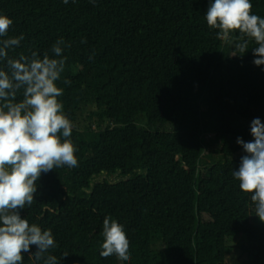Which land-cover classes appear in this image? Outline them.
<instances>
[{
  "label": "trees",
  "instance_id": "1",
  "mask_svg": "<svg viewBox=\"0 0 264 264\" xmlns=\"http://www.w3.org/2000/svg\"><path fill=\"white\" fill-rule=\"evenodd\" d=\"M210 2L0 0L8 36H24L11 57L70 45L57 99L72 125L85 121L69 137L78 166L42 173L20 210L51 230L58 264H264V225L249 220L251 193L232 175L247 154L236 138L253 140L244 119L264 111V65L252 62L253 40L240 54L218 38ZM250 2L264 18V0ZM105 216L122 225L128 261L100 256ZM238 232L245 241L231 253Z\"/></svg>",
  "mask_w": 264,
  "mask_h": 264
},
{
  "label": "clouds",
  "instance_id": "2",
  "mask_svg": "<svg viewBox=\"0 0 264 264\" xmlns=\"http://www.w3.org/2000/svg\"><path fill=\"white\" fill-rule=\"evenodd\" d=\"M251 9L250 0H211L204 16L207 25L218 30V38L234 44L240 54L253 40L257 46L252 48V62L259 66L264 65V18ZM12 24L8 15L0 13V264H23L22 253H29L33 264H58L56 256L47 254L56 247L51 230L30 224L20 210L34 202L42 173L78 166L76 148L69 139L73 125L57 99L63 94L56 83L65 70L62 52L70 45L60 38L52 45L51 57L35 50L11 57L9 52L24 39L23 34L8 36ZM235 32L241 34L240 40L234 41ZM250 132L251 141L236 138L247 154L232 175L243 192L251 193L255 215L264 221V123L259 117L251 121ZM102 236L101 257L130 259V242L111 216L103 219ZM31 245L36 246L34 253Z\"/></svg>",
  "mask_w": 264,
  "mask_h": 264
},
{
  "label": "rangeland",
  "instance_id": "3",
  "mask_svg": "<svg viewBox=\"0 0 264 264\" xmlns=\"http://www.w3.org/2000/svg\"><path fill=\"white\" fill-rule=\"evenodd\" d=\"M256 117H259L260 118V120H261V122L262 123H264V111L263 112H260V113H256V114H253L252 116H251V118H248V119H244V123L247 125H250L251 124V121L253 120V118H256ZM84 122L85 121H83V117L80 115V114H78V116H77V120H75L74 122H73V125L75 126V127H77V128H82L83 127V125H84ZM96 125H97V122L95 123V127H96ZM107 125H109V122H107V121H104V122H102V124H101V126H102V128H104V127H106ZM222 138V137H221ZM220 158V156L219 155H212V156H210V155H203L202 157H201V162L203 163V164H209L210 162H212V161H215V160H217V159H219ZM113 176V175H112ZM111 176V177H112ZM114 178V176L111 178V179H113ZM249 220L252 222V223H254V224H258V225H264V221H261L260 219H259V217L258 216H256V215H249ZM245 241V235L244 234H242L241 232H238L237 234H235L234 236H232V237H230L229 239H228V244L231 246V253H233V252H235L236 251V249H237V247L240 245V244H242L243 242ZM153 247L154 248H158L159 247V242H153Z\"/></svg>",
  "mask_w": 264,
  "mask_h": 264
}]
</instances>
